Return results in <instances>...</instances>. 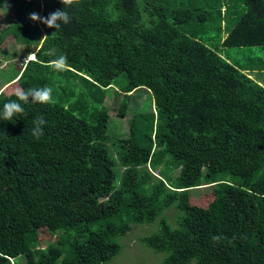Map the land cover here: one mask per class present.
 Listing matches in <instances>:
<instances>
[{
	"label": "trees",
	"instance_id": "16d2710c",
	"mask_svg": "<svg viewBox=\"0 0 264 264\" xmlns=\"http://www.w3.org/2000/svg\"><path fill=\"white\" fill-rule=\"evenodd\" d=\"M7 1L12 19L1 32L37 59L14 64L2 84L48 86L52 101L0 96V264L19 256L22 264L104 262L130 223L171 204L177 226L159 217L140 238L166 252L159 264H264V83L246 71L256 67L221 50L264 48V0H80L58 30L28 17L63 9L59 0ZM60 55L68 67L58 72L47 65ZM253 65L264 69V60ZM119 73L116 113L131 115L111 138L104 97ZM140 87L153 109L129 104ZM11 100L24 114L8 121ZM37 116L47 121L39 140L31 135ZM161 160L178 169L160 172L165 181L147 167ZM199 184L211 187L206 206L187 199ZM41 226L56 234L42 247Z\"/></svg>",
	"mask_w": 264,
	"mask_h": 264
},
{
	"label": "rangeland",
	"instance_id": "374dc122",
	"mask_svg": "<svg viewBox=\"0 0 264 264\" xmlns=\"http://www.w3.org/2000/svg\"><path fill=\"white\" fill-rule=\"evenodd\" d=\"M44 2L51 3L52 0H42ZM5 3V1H4ZM7 3L12 7V3ZM12 19V13L10 8L7 11L4 7L0 6V96L7 94L10 91H15L18 87L16 83L12 80L2 84V79L5 75H9L14 67V64H20L19 62L25 61L27 57L28 47L20 43H16L14 39L9 35V33L1 32L5 28L6 24ZM30 44L29 48H32ZM222 52L230 53L232 58L238 59L240 62L247 61L246 71L249 75L260 82L264 83V69H258L259 65L251 66L254 59L264 60V48L261 45H242V46H225L221 47ZM241 62V63H242ZM123 78L122 73L116 75L117 80H113L110 83V87L106 90V97H104V103L107 105L109 117L107 120V132L111 134V138L116 135H120L127 130V120L131 115V111L126 110L125 114L117 115V106L120 100V95H112L111 93L118 91L120 80ZM109 94V95H108ZM131 99L129 104H138L140 108L144 110L153 109V101L150 92L146 88H135L130 93ZM108 95V96H107ZM107 147L111 157L115 158V153H113V147L111 143L107 142ZM148 170L157 176H162L166 180L165 176L161 175L160 172L169 174L171 176L176 175L178 169L169 170L164 162L158 161L153 166L147 164ZM113 169L119 176L120 166L116 162ZM188 201L192 204L199 206H206L207 203L212 198L211 187L207 184L195 185L187 191ZM180 215V210H178L174 204L165 207L160 215L155 219L148 222H132L130 223V228L123 234L117 236V240L120 244V248L116 254L109 257L106 261L98 264H159L161 260L165 257V251H156L140 238L152 231H155L158 227V218L163 217L171 228L177 226V219ZM38 231V246H45L48 242H53L56 239V234L47 230L46 227L41 226L37 229ZM19 264L23 263V257L19 256L16 258ZM187 264H194L191 260Z\"/></svg>",
	"mask_w": 264,
	"mask_h": 264
},
{
	"label": "clouds",
	"instance_id": "9594fccd",
	"mask_svg": "<svg viewBox=\"0 0 264 264\" xmlns=\"http://www.w3.org/2000/svg\"><path fill=\"white\" fill-rule=\"evenodd\" d=\"M59 2L64 6L63 9H57L49 13L47 16H40L39 13L32 12L29 14L28 18L33 22L44 24L48 28H52L55 30L61 29L62 26L67 25L71 22V16L69 15V12L66 11V9L78 5L80 0H59ZM9 6L10 5H8L7 0H5L3 7L6 11ZM46 55L56 56V49H48ZM26 59L28 62H32L35 61L37 57L34 53L30 52L27 55ZM47 66L58 72L64 71L68 67L67 57L65 55H60L51 60ZM13 94L19 101H22L24 103L47 104L52 101V89L48 86L28 90L17 88ZM23 114L24 108L22 107L21 103H18L16 100H11L4 104L2 112V118L4 120L11 121L14 116ZM46 124L47 121L43 116H37L33 120L31 135L35 139L39 140L40 137L44 135L43 129ZM212 239L219 242L221 237L214 236Z\"/></svg>",
	"mask_w": 264,
	"mask_h": 264
},
{
	"label": "crops",
	"instance_id": "0c3cea01",
	"mask_svg": "<svg viewBox=\"0 0 264 264\" xmlns=\"http://www.w3.org/2000/svg\"><path fill=\"white\" fill-rule=\"evenodd\" d=\"M29 54V53H28ZM12 80V79H11ZM13 80H14V78H13Z\"/></svg>",
	"mask_w": 264,
	"mask_h": 264
}]
</instances>
